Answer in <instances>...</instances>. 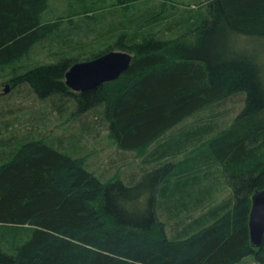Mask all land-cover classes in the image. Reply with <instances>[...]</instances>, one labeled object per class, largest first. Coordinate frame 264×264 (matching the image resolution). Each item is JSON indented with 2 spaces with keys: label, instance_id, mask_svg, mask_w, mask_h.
<instances>
[{
  "label": "trees",
  "instance_id": "1",
  "mask_svg": "<svg viewBox=\"0 0 264 264\" xmlns=\"http://www.w3.org/2000/svg\"><path fill=\"white\" fill-rule=\"evenodd\" d=\"M49 2L0 0V67L20 62L62 27L67 17L45 21ZM168 2L138 15L136 30L134 19L121 24L114 47L133 58L118 79L74 91L65 83L74 61L65 57L10 81L12 88L28 84L42 99L72 96L79 111L103 105L121 152L91 167L86 156L46 138L0 149V229L17 243L12 252L0 247V264H239L249 255L264 263V239L255 248L249 230L252 195L264 189L263 69L251 47L264 42V0H190L186 5L200 9L155 32L170 15ZM94 9L85 5L77 14L91 18ZM173 31L181 33L164 38ZM242 94L245 106L231 118ZM201 111L188 128L146 150L162 131ZM141 150L129 160L126 151ZM212 164L228 173L234 201L208 206L200 181ZM3 237L0 243L8 242Z\"/></svg>",
  "mask_w": 264,
  "mask_h": 264
},
{
  "label": "rangeland",
  "instance_id": "2",
  "mask_svg": "<svg viewBox=\"0 0 264 264\" xmlns=\"http://www.w3.org/2000/svg\"><path fill=\"white\" fill-rule=\"evenodd\" d=\"M172 1L180 2L177 4V9H171ZM189 1L170 0V2L164 4L166 8L169 7L168 12L170 15L166 21L163 20L160 24H157L154 31L162 30L163 32V27L167 23H172L173 17L183 15L186 10L200 9L198 4L196 5L198 8L195 4L186 5ZM114 2L116 3L117 0H103L98 5L96 0H87L85 3L81 0H50L49 9L44 14V19L45 21H54L60 17H67L62 27L41 40L38 45L40 47L34 48L30 55L20 62L0 67V149L2 151H7L15 141L46 138L49 143H52L58 149L75 156H86V163L91 167L105 164L111 157L120 156L121 151L113 142L105 123L103 105H95L86 111H79L80 106L72 96H51L42 99L25 83L17 88L10 86L9 91H5L6 86L10 85V81L19 72H24L31 67L45 63H56L65 57L72 59L74 63L86 61L88 57L92 58L94 54L114 47L118 36L124 31L123 28L125 27L121 26L123 22L127 23L129 19H134L130 31L136 30L134 24L139 19L138 15L145 14L149 10H160L164 0H141L132 4L129 8L119 4L114 6ZM85 5L95 7L92 12L93 17L87 18L77 14V11ZM68 15H72L73 19L69 20ZM71 21L73 22L71 23ZM187 28L186 26L184 30ZM184 30L182 34H186ZM173 32L174 34L164 33V38H172L181 33L178 31ZM251 47L254 51L256 50L255 53L257 52V56H259L257 59L259 64L257 65L262 66L261 75H263L264 80V51L262 50L264 42L254 43ZM112 50L119 49L114 47ZM242 95L243 98L231 104L229 109L231 118L237 115L245 106V100H243L245 94ZM205 112L201 111L188 117L185 124L195 123L199 116ZM181 126L183 124L179 125V127ZM177 128L178 126H174L171 129L162 131L147 145L146 150H150L154 145L160 143L171 131ZM126 152L129 160L139 159L138 157L144 155L143 150L141 152ZM123 153L125 154V152ZM2 155L4 154L0 152V157ZM131 167L127 164L125 169ZM209 171V175L204 176L203 180L200 181L202 185L208 186L211 201L208 206L220 204L225 200L234 201V191L224 167L220 164H212ZM206 210L207 208L200 210L194 214V218L201 216ZM2 233L5 232L0 229V241L3 237ZM6 236L3 238H6L8 242L0 243V247L12 252L14 245L16 246L17 243L12 242L8 238L9 236ZM239 264L264 263L257 261L253 255H249Z\"/></svg>",
  "mask_w": 264,
  "mask_h": 264
},
{
  "label": "water",
  "instance_id": "3",
  "mask_svg": "<svg viewBox=\"0 0 264 264\" xmlns=\"http://www.w3.org/2000/svg\"><path fill=\"white\" fill-rule=\"evenodd\" d=\"M132 55L123 50H111L91 60L74 63L65 74V83L72 90L90 92L103 83L118 79L132 63ZM9 85L6 90H9ZM250 239L254 247L264 239V189L252 195L249 216Z\"/></svg>",
  "mask_w": 264,
  "mask_h": 264
},
{
  "label": "crops",
  "instance_id": "4",
  "mask_svg": "<svg viewBox=\"0 0 264 264\" xmlns=\"http://www.w3.org/2000/svg\"><path fill=\"white\" fill-rule=\"evenodd\" d=\"M187 120H188V118L185 119L183 122L179 123V124L177 125L178 128H177L176 130H174V131H171V133H170L166 138H164L163 140H161V142L165 141L166 139H170L172 136L177 135V133H178L180 130L185 129V128L187 127V125H190V124H188V123L185 124ZM180 124H183V126L179 127ZM192 124H193V122L191 123V125H192ZM187 128H188V127H187ZM158 144H159V143H158ZM179 158H181V157H179ZM182 167H183V166H182Z\"/></svg>",
  "mask_w": 264,
  "mask_h": 264
},
{
  "label": "flooded vegetation",
  "instance_id": "5",
  "mask_svg": "<svg viewBox=\"0 0 264 264\" xmlns=\"http://www.w3.org/2000/svg\"><path fill=\"white\" fill-rule=\"evenodd\" d=\"M9 87H10V85H9ZM10 89V88H9ZM9 91V90H8ZM7 92V91H6Z\"/></svg>",
  "mask_w": 264,
  "mask_h": 264
}]
</instances>
